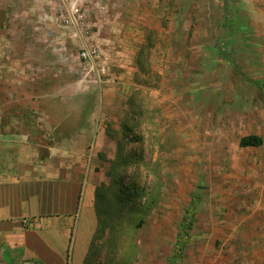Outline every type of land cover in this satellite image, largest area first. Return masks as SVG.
Returning a JSON list of instances; mask_svg holds the SVG:
<instances>
[{
  "label": "rangeland",
  "instance_id": "obj_1",
  "mask_svg": "<svg viewBox=\"0 0 264 264\" xmlns=\"http://www.w3.org/2000/svg\"><path fill=\"white\" fill-rule=\"evenodd\" d=\"M74 1L0 0V45L37 50L25 79L0 78L28 82L24 114L49 113L59 136L91 128L98 226L85 264H264V144L239 145L264 139V29L227 0L200 20L206 0H189L195 19L172 21L168 43L137 22L107 25L98 0ZM85 45L101 58L84 61ZM50 93L48 110L29 98Z\"/></svg>",
  "mask_w": 264,
  "mask_h": 264
},
{
  "label": "crops",
  "instance_id": "obj_2",
  "mask_svg": "<svg viewBox=\"0 0 264 264\" xmlns=\"http://www.w3.org/2000/svg\"><path fill=\"white\" fill-rule=\"evenodd\" d=\"M188 1L98 0L105 6L102 20L109 21L107 25L119 27L124 26L125 21L137 22L138 32L139 27L143 32L158 30L161 39L165 40L166 36L168 43L172 21L183 24L195 19L192 12H188ZM218 4L224 5V2L206 0L204 3L208 9ZM227 5L245 7L236 9L235 13L241 20L256 22L254 26L264 29V0H227ZM215 14L212 9L205 10L200 20H209V16ZM179 27L183 35L186 31L187 35L191 30L194 35L199 31V26ZM90 47L97 52V58H101L99 49ZM27 51L37 50L36 47L0 45V73L19 71L17 76L25 79L23 69L27 70L29 65ZM5 79L0 78L3 83H9L0 92L3 119H0V264H85L98 226L96 185L86 159V155H90L91 128L59 136L58 125L49 118V113L43 116L31 112L33 120L24 114L27 96L23 89L28 82L18 87L21 80L18 83L10 82L13 80L10 77V80ZM11 85L16 87L12 90ZM31 97L45 102V110H48V102L54 100L51 93ZM15 101H18L15 111L10 115L3 113L5 105ZM64 116L66 118L67 114ZM32 124L45 128L43 139L28 131ZM70 241L74 243L72 254L68 252Z\"/></svg>",
  "mask_w": 264,
  "mask_h": 264
},
{
  "label": "trees",
  "instance_id": "obj_3",
  "mask_svg": "<svg viewBox=\"0 0 264 264\" xmlns=\"http://www.w3.org/2000/svg\"><path fill=\"white\" fill-rule=\"evenodd\" d=\"M264 144V139L259 136V135H248L245 136L243 138H241L240 140V147L241 148H249V147H261ZM193 208L190 207V209L187 210V214L186 216L183 218V225H185L186 227L189 226V221H188V215H192L193 214ZM188 223V224H187ZM182 239H180V243H179V250L177 252V254L174 256V259L177 260L181 257V251L182 248L181 246H183L182 244Z\"/></svg>",
  "mask_w": 264,
  "mask_h": 264
},
{
  "label": "built area",
  "instance_id": "obj_4",
  "mask_svg": "<svg viewBox=\"0 0 264 264\" xmlns=\"http://www.w3.org/2000/svg\"><path fill=\"white\" fill-rule=\"evenodd\" d=\"M72 16H75V15H80V9L79 8H75L73 12H71ZM97 52L95 51L94 48L88 46V45H85L81 51V58L86 61V62H94L95 59H97Z\"/></svg>",
  "mask_w": 264,
  "mask_h": 264
}]
</instances>
